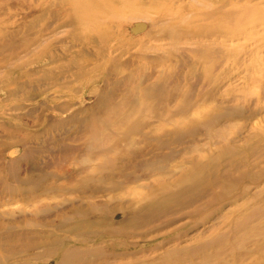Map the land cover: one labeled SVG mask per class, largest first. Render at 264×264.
Listing matches in <instances>:
<instances>
[{"label":"rangeland","instance_id":"1","mask_svg":"<svg viewBox=\"0 0 264 264\" xmlns=\"http://www.w3.org/2000/svg\"><path fill=\"white\" fill-rule=\"evenodd\" d=\"M150 1L154 0H142L140 11H148L151 19L130 18L124 24L130 44L112 53V56L120 54L113 64L108 63L109 59L94 57L92 50H80L66 37L71 28L60 27L65 13L58 6L63 0H36L39 12L45 3L52 4L53 15L39 17L38 27L41 28L43 22L48 26L43 43L55 40L51 51L59 58L54 64L39 66L45 71L66 64L63 68L66 73L53 80L41 79L33 87L19 85V81L6 84L10 85L11 94L0 96V104L5 105V113L0 111V117L3 112L9 119L6 129L0 127V144L22 143L14 146V152L6 156L5 162H9L6 165L9 167L23 156L16 176L37 180L46 175L45 185L54 184L53 193L58 200L68 199L70 215L74 207L87 209L88 203L96 197L100 190L95 188L100 179L96 171L107 167L105 161L130 158L125 147L120 154L119 146L125 144L124 131L144 121L153 122V127H161L164 132L188 123L205 122L208 136L202 130L194 136L186 135L183 142L169 143L164 146L165 151L170 148L174 151L166 162L160 163L166 170L174 169L168 183L181 177L183 171L189 174L201 169L204 179L201 188L198 187L200 190L190 189L188 183L181 181L179 187L167 191L164 202H159L168 204L166 216L159 220L161 214L153 213L145 219L144 228L156 227L164 220L173 223L159 232L153 229L145 233L144 249L132 248L134 259L153 262L151 264H264V0H155V9L145 6ZM1 6L7 13V3ZM165 10H168L166 14L177 18H165L155 24L153 21ZM3 13L0 10V17ZM174 22L182 28L200 32L180 36ZM121 31L123 33V29ZM64 47L69 49L65 55L62 53ZM81 56L93 61V65L84 68L87 74L98 66L95 74L108 72V81L86 85L85 79L71 77L74 68L67 60ZM48 61L44 57L41 62ZM62 84H65L62 89L55 87ZM149 85L157 88L151 91L146 88ZM89 90L99 92L98 97L90 95ZM10 106L18 109L8 112L6 108ZM86 107L96 109L95 114L84 116L86 112L82 110ZM235 107L240 109L239 117L232 111ZM225 108L232 109L235 117L231 112L219 116ZM70 116L75 123L70 122ZM51 122L57 128L47 129L40 125ZM48 130L51 134L46 132ZM36 133L38 137L34 140L27 138ZM229 140L233 142L227 144ZM109 145L112 150L104 152ZM186 147L188 150H184ZM132 150L143 151L146 155L149 148L137 144ZM239 158H243V162L237 161ZM11 175L7 171L3 177L16 185ZM169 195L178 198L183 203L182 208L166 201L172 199ZM23 199L24 196L15 199L0 196V214L13 211L18 218L24 214L18 213L20 210L33 213L34 208ZM46 202L53 204L55 201ZM196 208L199 212L190 216ZM122 218H110L108 224L100 223L94 231L101 233L110 229V224L121 222L117 226L131 231L133 227L124 224ZM7 226L8 222L2 219L0 227L6 230ZM144 228L137 227V231ZM24 229L27 233L21 236L19 233L26 232ZM24 229L11 230L18 233L19 238L0 236V244L7 240L4 244L7 251L23 250L25 244L31 243L29 237L37 239L32 233L40 231L41 237L47 235L44 233L50 228L41 229L33 223ZM56 231L64 234L63 230ZM139 240L130 239L131 242ZM159 242H163V248L151 252L150 247ZM114 243H120V238L107 237L93 243L91 247H95L96 252L104 253L94 264L127 261L114 256L124 250L112 246ZM68 246L64 249L70 248ZM166 251L168 255L164 254ZM105 254L107 258L103 260ZM32 257L33 254L24 253L7 262L56 264L58 261L50 257Z\"/></svg>","mask_w":264,"mask_h":264},{"label":"bare ground","instance_id":"2","mask_svg":"<svg viewBox=\"0 0 264 264\" xmlns=\"http://www.w3.org/2000/svg\"><path fill=\"white\" fill-rule=\"evenodd\" d=\"M0 1L2 2L0 3V10L4 12V16L0 17V96L7 97L11 94V91L9 92L8 90L10 85H6L10 82L19 81V85L33 87L37 82H41V79L53 80L66 73V70L64 71L63 69L64 66L67 67L66 64H61L59 67H54L45 71L39 66V64H42L41 67H45L59 60L51 51L55 40L46 45L43 43L46 31H48V26H45L43 22V26L41 28L38 27L39 17L53 15L54 10L51 7L52 4L45 3L42 6V12H39L38 7H40V5L36 4V0ZM5 2L9 6L7 13H5L4 7L1 6ZM150 3H147L145 6L150 9H155V0L150 1ZM142 5V0H63L58 6L60 9H63L65 13V20L61 22L60 27L71 28V30L66 33V37L72 41L73 45L80 48V50H92L93 53L91 54L94 57L103 60L109 59L108 63L116 64L120 54H114V56H112V53L116 51V49L130 44L125 36L127 32H125L123 28L126 21L130 18L151 19L148 11H140L143 8ZM166 12H168V10H165L164 13L161 12L157 19L154 18L155 21L153 22L158 24L165 18H170L171 20L177 18H172L174 16L166 14ZM22 18H25L26 21L22 22ZM175 28L180 36L184 34H199L200 32V30L197 31L196 29L182 28L178 23H175ZM121 29H123V33H121ZM205 33L208 34L211 32L205 31ZM68 51V47H64L62 53L65 55ZM44 57L49 61L41 62ZM67 62L68 65L74 68L70 76L76 79H85L84 83H86V85L90 82L104 83L108 81V72L105 74V71H103L98 76L95 74V70L98 66H95L91 70V76L84 71L85 67L93 65V61L88 59V57L81 56L78 59L77 57H72L68 59ZM119 69H117V71H119ZM117 74L116 72L115 75ZM64 85L65 84L56 85L55 87L62 89ZM146 88L153 91L157 87L149 85ZM90 95L98 97L99 92L92 90L90 91ZM3 106L5 105L0 104V111L4 110ZM13 109L16 110L18 108L15 106L6 108L8 112ZM231 110L232 109L225 108L221 113L218 111L219 116H224L229 112H231L230 115L232 117H239L241 115L239 108L235 107V109L232 110L235 116L232 115ZM82 111L86 112L84 116H87L94 115L96 109L86 107V109ZM3 112L1 113L3 116L0 117V127L6 129L9 118L6 117L7 113L5 116V112ZM175 113L176 112L173 114ZM15 121H18L17 118ZM70 122L75 123L72 116H70ZM193 123H188L185 127H175L171 132H164V129L161 127H153V122L149 123L144 121L140 125L138 122V125H134L132 128L130 127V129L124 131L125 144L119 146L120 154H122V147H125L130 158L127 160L121 158L116 161L104 162V165L108 168L106 167L103 171H96V173L100 175L99 184L95 185V188L100 189L95 194L96 197L88 203L87 209L83 210L82 207H74L73 216V213L68 215V199L58 200V197L53 193L55 192L54 184L45 185L46 175L39 177L37 180H31L32 178L29 180L25 177L16 176L15 172L19 165V160H22L23 156L20 157L19 160H14L9 167L7 166L9 162H5L6 156L14 152V146H21L22 143L16 141L14 145L11 144L10 146L1 143L0 147L3 149L0 150V196L5 195L9 199L24 196V203L26 202L27 205H31L34 210L33 213H31V218V214L23 210L18 212L24 213L19 215L18 218L15 217L16 215L13 211L1 213L0 222L2 219L6 220L8 226L6 230L2 229L3 226L0 227V236L6 237L7 239L10 237L19 238L20 236L17 237L18 233H13L11 230L17 227L24 229L26 226H33V223L37 224L41 229H50L48 232L46 231L47 233H44L47 235L41 237H39L40 231L32 233V237H37V239L29 237L31 243L25 244L22 247L23 250L7 251L4 249L7 247L4 245L8 243L7 240L2 242V244H0V249H2V251H0V264H8L7 261L9 258L19 257L24 253L33 254L32 258L50 257L53 260H58L56 264H94V260L102 258L104 253L99 254L96 252V248L91 246L98 240L107 237L120 238V243H114L112 246L121 247L124 250L120 253H114V256L127 260L124 263H117L116 261L113 264L153 263L134 259L135 251L132 250V248L144 249L143 245H145L146 242L143 241V238H145V233H151L153 229H157V232H159L163 229L162 227L171 226L173 222L164 220L158 226L147 229L144 228L147 223H145V219L151 217L155 212L161 214L159 215V220L166 216L168 209L166 205L168 204L162 205V203L159 202H164V197H166L165 194H168L167 191L179 187L181 185L178 184L179 182L185 181V183L189 184L190 189L195 187L196 190H200V183H202L204 179L202 170L197 169L189 174L183 171L181 177H177L174 181L168 183L167 181L173 178L174 169L166 170L164 169L165 165H160L162 161L166 162L170 153L174 151L173 148L165 151L164 146L173 142H183L182 139H184L186 135L194 136L202 130L205 131L206 136L209 135V129L207 131L204 126L205 122L198 124ZM40 125L45 126L47 129L57 128L52 122L49 125L43 123ZM40 131L39 129L38 133ZM46 132L51 134L50 130ZM38 133L29 135L27 138L32 141L35 137H38ZM8 135H10V133H8ZM174 136H177V138ZM232 142L233 140H229L227 144ZM137 144H142L149 148L146 155L150 158H143L146 157L143 151L138 152L132 150ZM195 148L197 147L194 146L193 149L195 150ZM101 150H103V147ZM111 150L112 146L110 145L104 148V152H110ZM184 150H188L187 147ZM232 154L234 155V153ZM242 159L243 158H239L237 161L241 163L243 162ZM131 168L132 171H129ZM7 171L12 173L11 178L16 180V185H12L7 177H3ZM130 188L132 189L130 190ZM63 190L65 189H60L59 191ZM169 197L172 199H167L166 201H171L182 208L183 203H181L178 198H173L170 195ZM46 201L55 202L53 204H48ZM161 207L164 209L159 210ZM198 208L190 212L189 215L192 217L195 216L199 212L200 208ZM113 217H123V223L131 225L133 229L130 228L131 231H128L126 227L117 226L121 224V222L110 224L108 226L110 229L104 230L101 233L98 232V230L94 231L96 225L100 223L106 225L109 219ZM39 219H45V221ZM55 219L58 220L55 221ZM74 223L81 224L72 225ZM137 227L144 229L142 231H137ZM56 230H63L64 234ZM25 231L26 232H20L19 234L24 236L25 233H27V230ZM132 238L140 240L131 242L130 239ZM65 243H71L69 246L67 245L70 248L64 249L67 247ZM162 248L163 242H159L151 246L150 251L154 253ZM164 254L168 255L169 251H166ZM106 256L105 254L103 260L107 258Z\"/></svg>","mask_w":264,"mask_h":264}]
</instances>
